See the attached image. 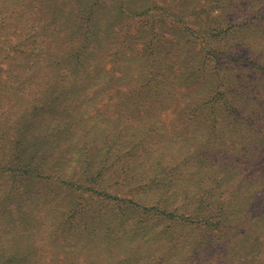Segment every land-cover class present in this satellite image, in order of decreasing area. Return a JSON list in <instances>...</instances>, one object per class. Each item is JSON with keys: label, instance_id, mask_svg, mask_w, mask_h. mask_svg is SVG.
Masks as SVG:
<instances>
[{"label": "rangeland", "instance_id": "374dc122", "mask_svg": "<svg viewBox=\"0 0 264 264\" xmlns=\"http://www.w3.org/2000/svg\"><path fill=\"white\" fill-rule=\"evenodd\" d=\"M256 16L264 19V0H0V264H240L235 254L224 257L223 228L211 224L204 235L174 224L167 239L159 228L140 229L139 208L124 205L119 214L116 198L161 204L153 175L183 181L192 169L176 157L188 104L212 83L227 80L242 95L264 80V20L252 34L238 28ZM223 18L234 26L225 41L258 49H246L259 56L256 66L236 65L247 55L234 49L215 72L204 36ZM149 79L167 90L152 93ZM173 98L178 107L168 105ZM79 183L90 187L83 196L73 191ZM253 230L263 243V216ZM195 240L205 249L185 242Z\"/></svg>", "mask_w": 264, "mask_h": 264}, {"label": "trees", "instance_id": "16d2710c", "mask_svg": "<svg viewBox=\"0 0 264 264\" xmlns=\"http://www.w3.org/2000/svg\"><path fill=\"white\" fill-rule=\"evenodd\" d=\"M234 5L230 4L228 7L233 9ZM261 20L264 19L260 16L249 17L243 23L240 21L242 25L238 28L247 25L249 34H252L257 30ZM233 27L232 20L223 18L218 21L216 27L210 25L205 31L206 56L217 66L215 72L222 71L223 61L224 65H227L225 62L232 61L234 49L240 52L239 54L247 55L233 60L236 65L242 68L246 65L250 67L251 64L257 65L259 56L251 57L246 49L250 47L254 52L258 49L236 37L231 42L225 41L232 34ZM148 28L151 34H155L157 30L155 23L151 21ZM219 28L223 29L221 35H215ZM243 32L240 31L238 34L241 36ZM214 38H217V45H221L220 47H216ZM84 41L78 45L88 43L89 37L84 38ZM155 41L151 40L149 45L153 46ZM223 81V84L209 85L203 98L193 99L187 106L185 115L189 124L184 127L186 132V137H183L184 147L176 149V157L191 165L192 169L187 173L188 178L179 181V177L170 172L156 181L153 175L151 183L158 187L161 204L146 206L140 199L131 196L117 197L116 204L119 206L117 212L120 214L125 208L124 205L127 208H139L146 214L140 229L151 232L159 228L157 234L167 239L170 238V227L174 224L202 230L204 235L206 229L209 231L208 226L213 224L225 230L222 231L219 240L224 257L235 254L236 262L240 264H264V242L257 240L253 230L259 216H263L264 226V80H253L257 82L256 86L244 89L242 95H236L234 87L228 88V81ZM144 86L151 89L152 93L160 89L167 90L166 83L153 79L145 80ZM165 99L166 97L162 101ZM162 101L159 100L160 103ZM168 103V105L174 103L175 107L180 104L176 98L170 99ZM182 133L184 134L181 130L178 134ZM200 147L210 148L211 155L207 157L202 155ZM180 151L186 155L193 154L192 161L188 156L178 153ZM163 160L164 157L156 159L157 175L162 170ZM188 164L179 165L182 170H186ZM83 166V179L85 184L89 185L85 176L91 169V161H84ZM119 173L125 174V170L120 169ZM89 190V186L85 187L81 183L73 188V191L81 196ZM97 197L102 201L111 200L103 193L97 194ZM248 215L249 218H246ZM72 218L75 219L74 216L70 219ZM99 223L94 226L102 227L101 230L112 226L110 223L102 226ZM86 224L88 222L81 223L83 226ZM229 230H234L233 237L226 234ZM185 242L191 247L201 246L205 249V240L203 244L196 240ZM200 260L196 257V262Z\"/></svg>", "mask_w": 264, "mask_h": 264}]
</instances>
